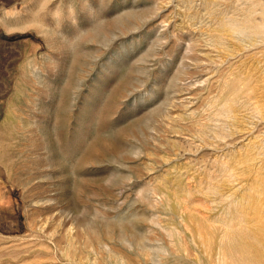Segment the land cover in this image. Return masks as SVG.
<instances>
[{"label": "rangeland", "instance_id": "obj_1", "mask_svg": "<svg viewBox=\"0 0 264 264\" xmlns=\"http://www.w3.org/2000/svg\"><path fill=\"white\" fill-rule=\"evenodd\" d=\"M0 264H264V0H0Z\"/></svg>", "mask_w": 264, "mask_h": 264}]
</instances>
